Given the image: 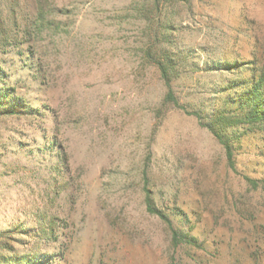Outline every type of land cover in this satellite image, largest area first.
<instances>
[{"label":"rangeland","instance_id":"obj_1","mask_svg":"<svg viewBox=\"0 0 264 264\" xmlns=\"http://www.w3.org/2000/svg\"><path fill=\"white\" fill-rule=\"evenodd\" d=\"M0 22L18 33L0 88L37 111L0 117V264H264V135L235 141L230 169L207 129L163 105L147 57H173L180 103L228 109L254 54L264 69V0H0ZM225 61L242 65L207 71ZM143 177L194 243L171 247Z\"/></svg>","mask_w":264,"mask_h":264},{"label":"trees","instance_id":"obj_2","mask_svg":"<svg viewBox=\"0 0 264 264\" xmlns=\"http://www.w3.org/2000/svg\"><path fill=\"white\" fill-rule=\"evenodd\" d=\"M37 15L36 18L43 16L44 9L42 4L37 1ZM11 11L15 12L13 4L10 6ZM11 17L13 16L10 15ZM15 19V18H13ZM25 21L22 37H29L32 31H29L32 25L37 24L35 18L27 15L23 18ZM13 21L12 18L9 19ZM15 24V22H13ZM1 24V22H0ZM16 28V25L14 26ZM16 30V29H15ZM37 32L39 30L37 29ZM18 33L8 32L0 27V47H4L5 43L16 41ZM10 39V41H9ZM154 39L152 45L156 43ZM18 43L15 42L14 46ZM9 45V44H7ZM3 53V52H2ZM147 57L155 66L160 80L162 81L165 94L163 97V105L171 106L179 110L186 116L195 118L198 124L207 129L209 133L215 138L218 144L223 148L225 160L230 169H234V143L241 140L249 133L259 132L264 135V69L260 70L257 65V57L254 54V60L247 64L251 68V80H242L241 87L243 90L233 98L231 101L232 106L228 109H219L211 113H205L202 109L197 108L194 104L180 103L173 90V82L179 76V69L177 63L173 61L171 55L165 52L153 56L150 50L147 52ZM242 64L238 62H222L221 64L214 63L208 68L207 71H218L219 69L232 72L238 69ZM248 66V67H249ZM0 74L2 70L0 69ZM36 110L27 106L21 98L14 95V90L2 87L0 88V117H15L20 118L22 115H32ZM249 184L255 185V182L247 179ZM142 193L143 205L145 211L152 216H156L163 222L170 232V244L172 248H177L185 244L195 242V238L189 234L182 233L175 229L172 225L173 218H182L180 211L168 210L167 212L158 208L152 197V192L147 186V180L142 178ZM29 264L30 259L23 261L21 264Z\"/></svg>","mask_w":264,"mask_h":264}]
</instances>
